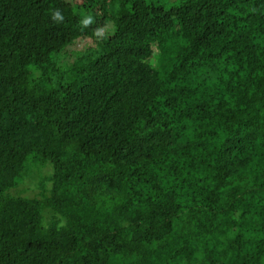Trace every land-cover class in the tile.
I'll list each match as a JSON object with an SVG mask.
<instances>
[{
	"label": "trees",
	"instance_id": "1",
	"mask_svg": "<svg viewBox=\"0 0 264 264\" xmlns=\"http://www.w3.org/2000/svg\"><path fill=\"white\" fill-rule=\"evenodd\" d=\"M0 264H264V0H0Z\"/></svg>",
	"mask_w": 264,
	"mask_h": 264
},
{
	"label": "rangeland",
	"instance_id": "2",
	"mask_svg": "<svg viewBox=\"0 0 264 264\" xmlns=\"http://www.w3.org/2000/svg\"><path fill=\"white\" fill-rule=\"evenodd\" d=\"M90 44H92L91 40L90 39H86V40L80 42L79 45L77 46V48H81V47L85 48V47H87ZM48 171H49V167H45V168L42 169V174L45 175V174H47ZM40 176H41V174H40V172H38L37 178H39V181L42 178ZM32 183H33V180L31 179V175H30L29 179L27 178L23 184L22 183L20 184V186H19L20 189L18 188V190L26 188V191L23 192L24 194H28L30 196L37 195L39 190L33 188ZM18 192H20V191H18Z\"/></svg>",
	"mask_w": 264,
	"mask_h": 264
},
{
	"label": "clouds",
	"instance_id": "3",
	"mask_svg": "<svg viewBox=\"0 0 264 264\" xmlns=\"http://www.w3.org/2000/svg\"><path fill=\"white\" fill-rule=\"evenodd\" d=\"M55 15H56V16H59V13H56Z\"/></svg>",
	"mask_w": 264,
	"mask_h": 264
}]
</instances>
